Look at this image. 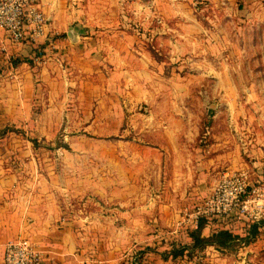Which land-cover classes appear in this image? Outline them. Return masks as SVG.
Returning a JSON list of instances; mask_svg holds the SVG:
<instances>
[{
	"label": "rangeland",
	"instance_id": "rangeland-1",
	"mask_svg": "<svg viewBox=\"0 0 264 264\" xmlns=\"http://www.w3.org/2000/svg\"><path fill=\"white\" fill-rule=\"evenodd\" d=\"M133 1L128 30L73 25L0 64V176L44 182L87 249L116 247L119 264H264L262 222L234 249L163 259L190 242L185 209L225 171L247 173L251 209L264 207V0ZM161 166L183 175L175 223L127 203L131 184H160ZM110 180L115 198L94 193ZM251 217L210 219L204 234H248L264 213Z\"/></svg>",
	"mask_w": 264,
	"mask_h": 264
},
{
	"label": "crops",
	"instance_id": "crops-1",
	"mask_svg": "<svg viewBox=\"0 0 264 264\" xmlns=\"http://www.w3.org/2000/svg\"><path fill=\"white\" fill-rule=\"evenodd\" d=\"M43 3L44 11L50 18L51 30L56 32L63 30L67 33L73 25L84 29L114 27L128 30L131 22L129 16L134 12L135 2L133 0H44ZM102 40L107 41L105 38H102L101 42ZM1 41H4L6 50L0 54V64L15 56L31 57L36 47L29 43L14 47L9 44L3 31H0ZM56 43L60 47L67 45L62 37ZM124 44L127 45L126 39ZM70 51L71 47L68 52ZM162 148H166V152L164 151L166 158L170 151H173L174 162L177 154L179 157V150H176L175 144L173 148L170 144L163 145ZM163 167L161 166L160 184L157 187L152 188L150 185L142 184L134 188L131 184L126 189L127 198L129 193L130 198L132 197L130 201L127 199V203L134 205V200L138 198L136 204H141L142 213L157 214L159 218L175 223L181 218L180 211L184 204L181 202V196L185 194L186 189L179 185L183 175L176 170L170 173V169ZM8 169L7 175L0 176V264L4 262L5 244L26 236L39 244L44 255L42 264H119L121 255L116 247L105 245L104 248L87 249L83 240L84 233L80 232L79 228H75L73 220L65 214L64 207L57 203L52 190L46 188L44 182L37 184L32 179L23 181L11 168ZM106 184L107 191L103 192L100 187L94 189V193L107 194L109 199L115 198L117 188L113 187L111 180ZM134 192L138 195L136 198Z\"/></svg>",
	"mask_w": 264,
	"mask_h": 264
},
{
	"label": "built area",
	"instance_id": "built-area-1",
	"mask_svg": "<svg viewBox=\"0 0 264 264\" xmlns=\"http://www.w3.org/2000/svg\"><path fill=\"white\" fill-rule=\"evenodd\" d=\"M43 1L0 0V31L6 34L10 45L18 47L29 43L38 50L50 41V18L44 11ZM5 50L4 41H1L0 54ZM249 184L247 173L225 171L210 195L195 210L185 209L183 218L187 216L194 228L202 218L235 221L250 215L255 221L264 213V207L261 205L256 212L251 209L253 197L248 196ZM253 192L264 196V185L255 187ZM43 260V251L30 238L21 237L5 244L3 264H42Z\"/></svg>",
	"mask_w": 264,
	"mask_h": 264
},
{
	"label": "trees",
	"instance_id": "trees-1",
	"mask_svg": "<svg viewBox=\"0 0 264 264\" xmlns=\"http://www.w3.org/2000/svg\"><path fill=\"white\" fill-rule=\"evenodd\" d=\"M33 51H36V49H33ZM5 133L6 131L2 130L0 135ZM33 142L36 144L37 140L34 139ZM261 222L264 224V220L255 222L251 226L250 232L245 235L237 234L228 227L220 228L206 235L204 234V229L209 221L206 218H202L199 220L198 226L189 231L188 237L190 238V242L179 246H173L171 250L164 251L163 259H177L178 257L184 256H189V258L192 259L198 251H203L208 246H214L217 249H234L240 245V242H250V240L257 235ZM136 264L143 263L142 261H137Z\"/></svg>",
	"mask_w": 264,
	"mask_h": 264
},
{
	"label": "water",
	"instance_id": "water-1",
	"mask_svg": "<svg viewBox=\"0 0 264 264\" xmlns=\"http://www.w3.org/2000/svg\"><path fill=\"white\" fill-rule=\"evenodd\" d=\"M69 35H70V36L72 35V32H71V31L69 32Z\"/></svg>",
	"mask_w": 264,
	"mask_h": 264
}]
</instances>
